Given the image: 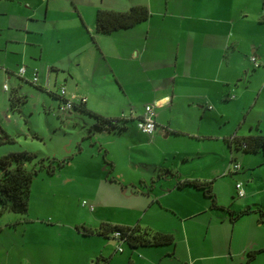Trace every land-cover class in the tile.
Wrapping results in <instances>:
<instances>
[{"label": "crops", "instance_id": "obj_1", "mask_svg": "<svg viewBox=\"0 0 264 264\" xmlns=\"http://www.w3.org/2000/svg\"><path fill=\"white\" fill-rule=\"evenodd\" d=\"M173 1L175 3H172L171 7L167 0L158 3L144 0L131 4L130 6L147 5L150 15L130 27L114 30L115 33L120 32L108 35L110 43H106L103 38L106 36L95 31V14L87 20L82 5L71 0V6L64 7L72 19L80 18L84 25L80 33L94 30L97 34L93 35L92 42L84 40L81 46L67 49L62 51L63 54L51 58L50 55L44 54L43 38L46 34L47 17L54 2L37 0V3H34L33 0H26L29 12L22 15L23 27L19 28L26 34L38 33L30 21H40L44 27L42 49L39 52L40 57L42 56V83L37 84L56 94L59 92L58 88L64 85L66 97L74 95V98H77L83 95L86 97L85 107L103 116L117 118V113H110L112 111L108 106L103 108L97 105L99 101L95 94L97 83L101 82L100 78L106 73L113 75L123 95L130 102L144 98V104H154L156 128L150 138L154 142L161 141L164 152L171 151L178 155L183 166V169L177 164L169 166L173 173V184L169 182L170 185L167 183V186H172L171 189L166 187L159 192L154 188L148 190L152 202L166 205L165 208L172 215L164 214L167 219L163 216L162 220L147 219L144 222L139 218L137 223H133L142 230L152 229L172 234L182 243L183 255L178 254L175 248L171 250L167 245L132 247L125 243L128 245V249H125L124 243L109 235L82 233V225L75 222L68 223L69 235L75 245L66 247L64 244H57L54 249L55 256L46 259L47 262H52L49 264H243L248 250L263 246L264 226L259 222L258 214L253 211L242 214L234 221H230L229 215L223 213L216 216L209 212L208 217L204 216L207 218L204 224L215 238L223 237L227 230L230 231L227 248L218 240H214L212 245L189 244L186 219L208 210V202L203 196L201 198L200 194L197 195L200 190L187 186L181 189L193 191L189 200L194 204L190 206V203V207L184 210L182 215L177 213L171 204L164 203V200L171 196V192L180 190L175 186L177 176L215 179L221 173L224 174L230 168L231 159H235L231 154H223L226 152L228 139L235 135L264 133V118L260 114L251 118L247 116L243 122L246 128L241 131L233 124L227 129L222 130L219 125L213 129L202 121L205 115L214 113L231 123L228 107L240 104L241 108H245V105L251 102L254 92L256 97L250 111L259 106L264 112V102L258 104L264 93V70L259 69L264 64V0ZM38 4H42L45 9L42 19L36 15ZM98 8L126 10L114 5H96L93 11L96 13ZM171 9H174V13L170 12ZM19 22L21 24V19ZM160 42H163V45ZM252 56H255L257 64L252 61ZM1 68H5L7 77L14 72L6 67ZM35 70L38 73V70ZM17 77L22 79L18 74ZM23 79L30 80L27 77ZM53 87L57 90L52 89ZM3 89L8 90L4 85ZM235 89L241 90L240 97L232 100L235 97ZM117 103V110L123 112L124 102ZM191 109L196 110L194 117H199L201 122L196 123L191 118ZM143 112L144 109L131 114L129 118L134 117L137 122ZM120 125L125 128V124ZM5 152V149L0 150V155ZM239 170L240 168L232 172ZM130 179L136 180L135 177ZM246 200L247 197L242 203V199L238 207H233L234 200L229 201L228 208L238 211L250 206ZM28 211H33V207H29ZM29 220L34 221L32 229L39 237L38 246L42 250V235L53 231V228H47L53 222L45 221L42 216H32L28 219L25 216V221ZM93 220L95 221L88 222L89 225L85 223V226L97 228L101 222L133 226L125 221L106 220L97 216ZM9 223L12 224L7 222L5 226L0 225V233L6 232L10 238L9 242L0 240V264H12L15 258L11 253L16 246L19 248V257L23 260L24 249L17 238L10 234L16 227L11 228ZM27 225L30 224H24V234L28 229ZM219 232L222 234L217 235ZM118 246L122 249L119 250ZM125 251L127 254H124ZM80 253H84L79 258L83 260H77ZM27 256L32 258L29 252ZM249 264H264V251L257 253Z\"/></svg>", "mask_w": 264, "mask_h": 264}, {"label": "rangeland", "instance_id": "obj_2", "mask_svg": "<svg viewBox=\"0 0 264 264\" xmlns=\"http://www.w3.org/2000/svg\"><path fill=\"white\" fill-rule=\"evenodd\" d=\"M75 1L82 5L84 16L88 20L94 17L93 9L96 5H114L119 9H127L131 4L141 3L140 1L144 0ZM153 1L161 2V0ZM165 1L162 0V2ZM167 1L170 7L172 3H175L173 0ZM33 2L37 3V0ZM53 2L51 6L53 11L52 9L49 11L45 26L46 34L43 38L44 54L50 55L51 58L63 54L62 51L81 46L84 40L92 42L93 35L97 34L94 30H86L85 34L80 33L84 26L80 18L72 19L64 7V5L71 6V0H53ZM27 9L26 0H0V127L13 138L12 141L0 142V150L5 149V153L24 150L32 154V158L25 161V166L36 170L31 181L28 201V206L31 209L33 207V211L29 212V207L25 214L6 210L0 213V225L5 226L7 222H11L9 226L16 229L11 230L10 234L17 238L21 248L24 249L23 260L19 257L18 246L12 250L11 254L15 258L12 264H49L52 262H47L46 259L55 256L54 249L57 244L59 246L64 244L66 247L70 244L75 245V241L69 235L68 223L77 222L85 226V223L89 225L88 222L95 221L93 219L97 216L106 220H121L133 225L139 218L141 222H144L147 219L162 220L163 216L172 215L165 208L166 205L164 206L161 202H152V198L148 196V190L154 188L156 192H159L166 187L171 189L172 186H167L169 182L173 184V173L169 166L177 164L180 169H183V166L178 155L171 151L164 152L165 148L161 141L154 142L150 135L136 129V118L129 117L131 114L142 111L146 101L142 98L130 102L123 95L113 75L106 73L100 78L101 82L97 83L95 89L99 101L97 105L103 108L108 106L112 111L110 113H117L116 117H128L124 121L122 119L119 121L125 124V128L117 127L111 130L96 127L95 118L79 107H73L65 113L60 112L57 99L36 84L17 77L18 67L24 65L27 71L23 77L30 79V71L37 69L39 81L36 83H42V56L40 57L39 52L42 49V28L44 27L40 21H30L38 33L26 34L22 28H19L23 27L22 15L29 12ZM36 9V15L42 19L44 6L38 4ZM173 11L174 9L170 10L171 13H174ZM111 33H100L106 36L103 37L106 43H110L108 35L116 34ZM160 43L163 45V42ZM1 67L14 72L7 77L5 68ZM259 69L264 70V64ZM4 83L8 87L7 91L3 89ZM52 89L57 90L55 87ZM58 91H60L59 88ZM233 93L235 97L232 100H237L241 90L235 89ZM11 94L14 96L13 106L9 101ZM255 97L256 92L252 94L251 102L245 105V108H241L240 104L228 107L231 123L214 113L205 115L202 121L213 129L219 125L223 130L233 124L241 131L246 128L243 122L247 116L251 118L260 114L264 118V112L259 109V106L250 111ZM118 101L124 102L123 112L117 110ZM261 102H264V93L259 98L258 104ZM191 112V118L196 123L201 122L199 117L196 119L194 117L196 110L191 109ZM226 144V152L223 154H231L235 157L241 165L240 170L232 175L221 173L213 179L217 203H225L223 207H211L209 199L201 191L197 193L198 196L200 194V197L203 196L206 199L209 206L208 210L186 219L189 244L212 245L214 240H218L225 248L228 247L230 231L227 230L223 237L215 238L207 230V225L204 224L207 218L204 216L208 217L209 212H213L216 216L222 213L229 215L226 210L229 201L234 200L233 207H238V203L242 199L244 203V198L247 197L246 203H250V206L264 208L263 153L245 151L234 141ZM68 156L71 157L64 165L58 164L59 160ZM41 158L43 160L40 161ZM49 164L55 165L54 171L50 172L47 169ZM133 177L136 180L130 179ZM237 180L244 183V190L247 185V193L245 190L244 197L236 194L234 183ZM192 192L180 188L178 191L171 192V196L164 200V203L171 204L176 212L182 215L184 210L194 204L189 200ZM25 216L27 219L32 216H42L45 221L53 222L47 227L53 228V231L42 235L44 244L42 250L38 246L39 237L32 229L34 221L26 222ZM166 216L165 219H167ZM45 221L42 222L46 223ZM25 223L30 224L27 225L26 234H24ZM221 234L222 232H219L217 235ZM7 236L6 232L0 233V240L9 242L10 238ZM123 245L125 249H128V245L125 243ZM167 246L171 250L175 248L178 254L183 255V245L176 237L174 244ZM27 252L32 255V258L27 256ZM80 254L77 260H83L79 258L84 253ZM124 254H127V251ZM19 260L22 261L19 262Z\"/></svg>", "mask_w": 264, "mask_h": 264}, {"label": "trees", "instance_id": "obj_3", "mask_svg": "<svg viewBox=\"0 0 264 264\" xmlns=\"http://www.w3.org/2000/svg\"><path fill=\"white\" fill-rule=\"evenodd\" d=\"M149 15L150 10L145 4H135L126 10L98 8L95 13V31L99 33H110L120 28H127L145 20ZM29 81L41 87L43 90H47L42 85H39L31 80ZM47 92L57 99L58 103L63 100V96L60 95L59 92L57 94L49 90H47ZM13 98L14 96L11 94L9 96L11 106L14 104ZM73 107H79L92 115L95 118V126L103 130H111L117 127L121 128L123 126H119V121L121 119L123 121L127 119L125 117L110 118L103 116L102 114L85 107V101H75L72 103L71 108ZM69 110L70 109L66 111ZM12 140V136L0 127V142H8ZM227 141L228 144H230L231 141L236 142V144L245 151H261L264 157V133L258 132L243 136L235 135ZM70 157L71 156H68L67 158L59 160L58 164L64 165ZM28 158H32V154L24 150L10 151L0 155V213L6 210L19 214H25L27 212L30 185L36 173L35 169H29L25 166V161ZM41 160L43 159L41 158L40 161ZM47 169L50 172L54 171L55 165L49 164ZM232 174L233 172L224 173V175ZM175 186L177 188L187 186L198 189L206 198L209 199L211 207H223L217 203L216 194L213 190V179L179 178V176H177ZM226 210L229 212L230 221H234L247 212H256L258 214L259 222L264 226V208L262 207L247 206L238 211H233L229 208H226ZM81 230L84 234L96 233L104 236L109 235L111 237H113L112 234L115 231H120L119 239L123 240L122 243H127L132 247L139 245L157 246L174 244V236L172 234L152 229L142 230L137 224L133 226H126L109 222H101L97 228L82 225ZM261 251H264V243L260 248L248 250L243 264H249L257 253Z\"/></svg>", "mask_w": 264, "mask_h": 264}, {"label": "built area", "instance_id": "obj_4", "mask_svg": "<svg viewBox=\"0 0 264 264\" xmlns=\"http://www.w3.org/2000/svg\"><path fill=\"white\" fill-rule=\"evenodd\" d=\"M262 14L264 16V7L262 9ZM252 61H254L255 64V58L252 56L251 57ZM27 69L24 65H21L18 68V74L20 77L23 78L24 73H26ZM30 80L33 82H37L38 81V73L36 70H32L31 72V77ZM4 88L7 89L8 87L4 84ZM60 95L63 96V100L60 101L58 103V109L60 112H64L68 109H71L72 103L75 101H85L86 97L85 96H78L77 98H74V95H72L71 97H66L65 94V86L61 85L60 87V91H59ZM123 117V116H122ZM137 127L140 131L148 134V135H152L155 131L156 128V122H155V110H154V104H150L147 103L144 106V112L143 114L137 119ZM231 159V165L230 168L228 170H226L225 173L227 172H232V171H236L240 168V164L234 159ZM244 183L240 180L235 181V189H236V194L240 197L244 196L245 194V190L243 187ZM112 236L117 239L120 243L123 242V240L119 239L120 236V231H115ZM118 249L121 250V246H118Z\"/></svg>", "mask_w": 264, "mask_h": 264}]
</instances>
